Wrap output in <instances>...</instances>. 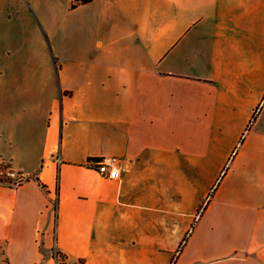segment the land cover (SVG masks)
Here are the masks:
<instances>
[{
    "label": "crops",
    "instance_id": "obj_1",
    "mask_svg": "<svg viewBox=\"0 0 264 264\" xmlns=\"http://www.w3.org/2000/svg\"><path fill=\"white\" fill-rule=\"evenodd\" d=\"M71 3L0 0V264H264V0Z\"/></svg>",
    "mask_w": 264,
    "mask_h": 264
},
{
    "label": "built area",
    "instance_id": "obj_2",
    "mask_svg": "<svg viewBox=\"0 0 264 264\" xmlns=\"http://www.w3.org/2000/svg\"><path fill=\"white\" fill-rule=\"evenodd\" d=\"M120 160L121 159L117 156H105L98 160L90 159L89 164L103 176L112 179H119L121 177ZM8 175L11 177V181H9L11 186L20 185L25 180V177L22 174L16 172L12 168L8 171ZM63 259L64 258L58 254L57 260L63 261Z\"/></svg>",
    "mask_w": 264,
    "mask_h": 264
},
{
    "label": "trees",
    "instance_id": "obj_3",
    "mask_svg": "<svg viewBox=\"0 0 264 264\" xmlns=\"http://www.w3.org/2000/svg\"><path fill=\"white\" fill-rule=\"evenodd\" d=\"M90 1H92V0H72L71 6L74 8V7L78 6L79 4H82V3H88V2H90ZM227 169H228V168H226V169L224 170V173L227 171ZM224 173L222 174V176L224 175ZM222 176H221V177H222ZM0 183H2V184H6V185H10L9 182H8V183L5 182L2 178H0ZM40 183H41V182H40ZM41 185H42V187H43L44 189H47L46 186H45L43 183H41ZM10 186H11V185H10ZM56 209H57V203H56ZM56 216H57V213H56ZM55 238H56V237H55ZM58 254H59L61 257H63V258L65 259V255L62 254V253L60 252V250H58V249H54V256H55L56 258L58 257ZM58 264H65V263H64V261H58ZM79 264H84V261L81 260Z\"/></svg>",
    "mask_w": 264,
    "mask_h": 264
},
{
    "label": "rangeland",
    "instance_id": "obj_4",
    "mask_svg": "<svg viewBox=\"0 0 264 264\" xmlns=\"http://www.w3.org/2000/svg\"><path fill=\"white\" fill-rule=\"evenodd\" d=\"M10 168L6 167L4 164H0V177L5 181H11V177L8 175ZM65 259H63L64 261ZM65 262V261H64Z\"/></svg>",
    "mask_w": 264,
    "mask_h": 264
}]
</instances>
